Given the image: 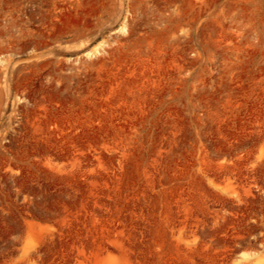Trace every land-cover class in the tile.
Masks as SVG:
<instances>
[{
	"label": "rangeland",
	"instance_id": "374dc122",
	"mask_svg": "<svg viewBox=\"0 0 264 264\" xmlns=\"http://www.w3.org/2000/svg\"><path fill=\"white\" fill-rule=\"evenodd\" d=\"M0 264H264V0H0Z\"/></svg>",
	"mask_w": 264,
	"mask_h": 264
}]
</instances>
